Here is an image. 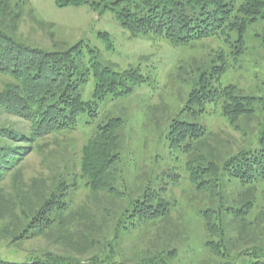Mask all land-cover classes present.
Returning <instances> with one entry per match:
<instances>
[{"label": "trees", "instance_id": "16d2710c", "mask_svg": "<svg viewBox=\"0 0 264 264\" xmlns=\"http://www.w3.org/2000/svg\"><path fill=\"white\" fill-rule=\"evenodd\" d=\"M122 1L125 6L119 16L122 25L133 34L152 33L175 48H194L197 42L211 39L222 42L215 49L211 69L202 68L198 87L191 91L183 109L193 121L174 119L166 138L170 150L185 157L188 177L204 200L198 213L205 222L203 245L213 255L212 264H245V261H237L243 256L257 257L249 264H264V246H247L260 231L258 217L252 216L257 206L259 186L264 185V123L247 131L246 120L255 118L258 98L241 94L235 84L222 83V78L246 51L245 32L249 24L264 16V0H118L113 4ZM58 2L60 6H68L90 1ZM19 17L20 14L16 19ZM234 31L239 37L231 41ZM100 35L110 37L104 32ZM82 44L80 42L67 51H50L23 43L0 30V75L10 79L0 89V115L16 116L28 124L26 131L11 124L0 125V184L11 176L16 186L12 204L7 205L9 210L17 202L25 204L20 207L25 223L24 230L16 237L19 239L45 233L59 224L65 225L63 214L73 206L75 190L81 186L94 197L102 192L119 199L122 204L112 216L107 212L111 217L103 223L108 228L103 241L82 234V247L86 248L89 241L87 249L101 248L87 260L47 253L24 262L0 258V264H170L168 257H178V241L177 245L169 244L164 249L153 250V254L132 262L116 256V246L125 233L144 229L148 235L180 234V230L174 232L171 229L172 226L180 228L172 216L177 199L164 198L161 194L164 187L148 188L142 194L131 195L117 186L125 125L122 117L110 118L88 137L81 148L78 171L69 172L65 168L58 173L52 171L45 190L40 189L34 201L23 202L19 168L34 152L47 162L43 140L77 131L78 117L87 108L97 116L93 103L96 105L109 95L129 93L147 80L139 68L118 72L103 65L98 55L94 56L95 60L87 71H92L96 79L95 101H85L81 85L86 81V75L76 61L82 54ZM208 105H212L211 108ZM217 107L234 130L248 137L243 147L225 156L218 153L221 149L218 139L216 146L208 143L212 136L210 128L196 121L203 114H213ZM174 176L177 186L181 174ZM126 196L137 197L126 202ZM82 209L93 215V208L88 204ZM152 242L155 244V240ZM234 248L239 251L232 255Z\"/></svg>", "mask_w": 264, "mask_h": 264}, {"label": "rangeland", "instance_id": "374dc122", "mask_svg": "<svg viewBox=\"0 0 264 264\" xmlns=\"http://www.w3.org/2000/svg\"><path fill=\"white\" fill-rule=\"evenodd\" d=\"M88 1L68 6H60L58 0H2L0 4V30L23 43L50 51H67L83 43L82 54L76 61L86 75V81L81 85L85 101H95L96 79L92 71H87L95 60L94 56L98 55L103 65L118 72L139 68L147 77L129 93L109 95L96 105L93 103L97 116H93L91 109L87 108L78 117L77 131L56 134L43 140L47 162L35 152L25 158L19 168L23 202L34 201L38 193L45 190L52 171L58 173L64 168L69 172L78 171L81 148L88 137L110 118L122 117L125 125L117 186L131 195L142 194L148 188L157 190L164 187L161 190L164 198L171 201L177 199V208L172 216L173 222L179 223L180 228L172 226L171 229L174 232L180 230V234L148 235L144 229L125 233L116 246L117 258L132 262L153 254V250L164 249L169 244L177 245L178 241V257H168L170 264H212L213 255L203 245L205 222L198 213L204 200L188 177L185 157L170 150L166 136L174 119L193 121L183 109L191 91L198 87L202 68L211 69L215 49L222 42L211 39L197 42L194 48H175L152 33L133 34L125 28L119 16L125 2L115 5L113 3L118 0ZM18 14L20 17L16 19ZM101 32L108 33L109 39L101 36ZM238 37L237 31L231 33V41H236ZM245 42L246 51L241 54L237 65L225 74L222 83L235 84L241 94L258 98L255 118L246 120V130L249 131L255 125L264 123V16L249 24ZM8 81V77L0 75V89ZM211 106L208 105V108ZM220 111L217 107L213 114H203L196 121L210 128L212 136L208 143L216 146L218 139L221 142L218 153L225 156L243 147L248 137L234 130ZM9 124L22 131L28 128V124L16 116L0 115V125ZM175 174H181L177 186ZM13 182L8 176L0 184V258L4 260L24 262L47 253L87 260L101 248L97 247L95 251L87 249L89 241L85 244L86 248L82 247V234L103 241L108 234V228L103 224L105 219L117 212V207L122 204V201L106 193L99 192L94 197L92 192L81 186L75 190L73 206L63 214L65 225L59 224L45 233L19 239L16 237L24 230L25 223L20 207L25 204L20 205L16 201L14 208L9 210L7 207L16 195ZM259 188L252 218L258 217L260 231L247 246H264V185ZM135 197L126 196L125 201ZM87 204L93 208V215L82 209ZM231 251L235 255L239 250L234 248ZM251 259L256 260L257 257L243 256L237 261L249 264Z\"/></svg>", "mask_w": 264, "mask_h": 264}]
</instances>
